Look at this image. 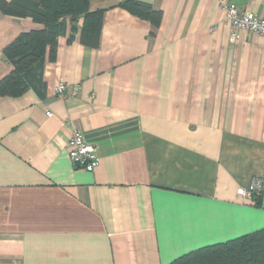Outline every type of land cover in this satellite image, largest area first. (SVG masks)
<instances>
[{"label": "crops", "instance_id": "1", "mask_svg": "<svg viewBox=\"0 0 264 264\" xmlns=\"http://www.w3.org/2000/svg\"><path fill=\"white\" fill-rule=\"evenodd\" d=\"M123 1L89 2L96 48L66 19L54 59L0 97V264H169L264 228V37L230 41L219 0H138L157 27ZM226 1L264 17V0ZM42 28L0 11V80L6 48ZM74 130L92 172L68 159ZM253 180L258 205L237 194Z\"/></svg>", "mask_w": 264, "mask_h": 264}, {"label": "trees", "instance_id": "2", "mask_svg": "<svg viewBox=\"0 0 264 264\" xmlns=\"http://www.w3.org/2000/svg\"><path fill=\"white\" fill-rule=\"evenodd\" d=\"M90 1L92 0H0V11L4 15L29 17L43 26L40 30L20 34L6 48L5 56L12 69L0 80V97H18L26 92L27 76L31 70L42 65L47 48L49 60L54 59L56 39L66 19L71 24L68 41L77 33L75 22L81 18L80 44L89 48L98 46L104 10L89 12ZM120 6L155 27L160 23L161 13L154 11L149 4L138 0H124ZM260 197L261 194L253 195L256 205L260 203ZM169 264H264V228L226 242L189 251Z\"/></svg>", "mask_w": 264, "mask_h": 264}, {"label": "built area", "instance_id": "3", "mask_svg": "<svg viewBox=\"0 0 264 264\" xmlns=\"http://www.w3.org/2000/svg\"><path fill=\"white\" fill-rule=\"evenodd\" d=\"M225 17L226 23L230 26V41L238 39V32L255 33L264 37V17L256 16L252 12L242 11L237 5L226 0H219V4ZM78 85H66L59 83L54 93L58 97L74 96ZM47 116L51 114L46 113ZM67 155L70 162L87 172H92L98 165V157L94 149L84 142L82 134L74 130L66 145ZM262 192L258 180H253L246 188L237 190V194L250 198L253 195H260Z\"/></svg>", "mask_w": 264, "mask_h": 264}]
</instances>
